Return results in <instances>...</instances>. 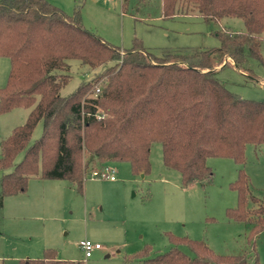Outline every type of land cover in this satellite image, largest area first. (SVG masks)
Returning <instances> with one entry per match:
<instances>
[{
  "label": "trees",
  "instance_id": "obj_1",
  "mask_svg": "<svg viewBox=\"0 0 264 264\" xmlns=\"http://www.w3.org/2000/svg\"><path fill=\"white\" fill-rule=\"evenodd\" d=\"M86 1L77 0L69 16L48 0H0V57L11 64L8 82L0 88V113L30 109L26 122L1 143L0 172L10 170L0 179L3 198L25 193L34 178L65 180L83 194L89 170L111 163H129L133 175L146 176L155 143L162 146L164 166L180 172L182 186L188 187L212 180L209 158L232 159L243 167L247 146L264 145V102L230 91L217 69L230 59L223 69L234 67L258 81L250 74V61L263 59L264 0H163L165 18L179 8L197 10L206 24L239 18L245 30L218 31V47L161 56L137 38L122 49L85 29ZM72 61L102 71L63 96ZM40 123L42 135L30 144ZM231 188L238 204L226 215L251 226V253L221 255L205 241L168 234V252L152 257L153 248L146 246L125 264H249L251 258L258 264L264 200L252 194L242 168ZM22 264L83 263L59 261L48 249L41 259Z\"/></svg>",
  "mask_w": 264,
  "mask_h": 264
},
{
  "label": "rangeland",
  "instance_id": "obj_2",
  "mask_svg": "<svg viewBox=\"0 0 264 264\" xmlns=\"http://www.w3.org/2000/svg\"><path fill=\"white\" fill-rule=\"evenodd\" d=\"M48 1L69 16L77 5V0ZM160 11L161 0H128L122 7L120 0H87L82 22L85 29L114 46L128 49L137 38L159 56L165 54L164 49L193 52L218 47V31L245 30L239 18L206 24L196 17L197 10L175 22L156 21L154 18ZM262 39L263 59L250 61V74L258 81L234 67L223 69L228 60L217 68L221 69L218 78L230 91L254 102H264V34ZM71 66L72 78L63 88V96L102 71L89 70L77 61H72ZM10 69V60L0 57V88L6 86ZM29 113L30 109L26 108L0 113V157L2 141L26 122ZM42 132L43 123H40L30 144ZM22 157L23 153L16 162ZM150 162L151 171L144 177L133 175L129 163H111L108 166L115 171L114 182L92 177L90 169L83 194L65 180L38 178L29 181L25 193L15 196L3 198L0 188V264L38 260L48 249L55 250L64 261L125 264L130 255L146 246L153 248L152 257L168 252L172 248L168 234L205 241L221 255L251 253L248 244L251 226L230 221L226 212L238 204L231 184L240 168L249 177L252 194L264 200V145L247 146L243 167L232 159L209 158L207 165L212 169V180L188 187L182 186L180 172L164 166L161 144L152 146ZM9 171L0 172V179ZM82 241L99 244L102 249L86 259L79 246ZM182 250L192 256L187 248ZM256 250L258 264H264V232L257 238ZM249 264H254L253 258Z\"/></svg>",
  "mask_w": 264,
  "mask_h": 264
},
{
  "label": "built area",
  "instance_id": "obj_3",
  "mask_svg": "<svg viewBox=\"0 0 264 264\" xmlns=\"http://www.w3.org/2000/svg\"><path fill=\"white\" fill-rule=\"evenodd\" d=\"M91 176L92 177H102L105 179H109L110 181L116 180L115 171L109 166H105L101 168L100 170L93 171L91 173ZM79 246L84 252V256L86 259H89L95 250H98L101 248L99 244H93L90 241H82Z\"/></svg>",
  "mask_w": 264,
  "mask_h": 264
},
{
  "label": "crops",
  "instance_id": "obj_4",
  "mask_svg": "<svg viewBox=\"0 0 264 264\" xmlns=\"http://www.w3.org/2000/svg\"><path fill=\"white\" fill-rule=\"evenodd\" d=\"M111 1H115V0H111ZM121 1V7H122V5H123V0H120ZM181 5V4H180ZM179 5V6H180ZM180 9V8H179ZM177 10V12L175 13V15L173 16V17H171V18H165L164 17V13H163V0H161V11L158 13V15L154 18L156 21H173V22H175V21H177V20H179V19H181L183 16H191V14H193V11H180V10ZM122 15H124V13L122 12ZM199 14H196V17H199V18H201L200 17V15L198 16ZM202 19V18H201ZM203 21V20H202ZM160 28H161V30H166L165 28H162L161 26H160ZM165 51L164 52H171L170 50H166V49H164ZM172 52H174V51H172ZM175 52H181V51H175ZM227 62H229V63H232L231 62V60L230 59H228V61ZM116 181V180H115ZM114 182V181H113ZM80 245V244H79ZM100 249H102V248H100ZM100 249H98V250H100ZM92 256H93V254H92ZM91 256V257H92ZM90 257V258H91ZM58 260L59 261H64V260H60L59 258H58Z\"/></svg>",
  "mask_w": 264,
  "mask_h": 264
},
{
  "label": "water",
  "instance_id": "obj_5",
  "mask_svg": "<svg viewBox=\"0 0 264 264\" xmlns=\"http://www.w3.org/2000/svg\"><path fill=\"white\" fill-rule=\"evenodd\" d=\"M144 177V175H142Z\"/></svg>",
  "mask_w": 264,
  "mask_h": 264
}]
</instances>
